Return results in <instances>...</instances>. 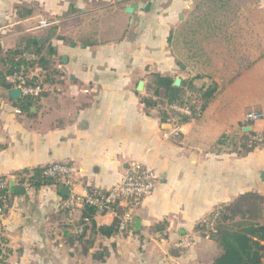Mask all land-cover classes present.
<instances>
[{
    "label": "crops",
    "instance_id": "1",
    "mask_svg": "<svg viewBox=\"0 0 264 264\" xmlns=\"http://www.w3.org/2000/svg\"><path fill=\"white\" fill-rule=\"evenodd\" d=\"M32 37L53 48L58 74L29 106L0 85V178L25 187L0 220L6 264H212L220 247L198 224L241 194L264 197V148L237 142L264 130V0H0V70L3 52ZM152 73L179 77L186 94L215 90L197 118L162 120L141 100ZM222 136L232 143L218 145ZM54 162L72 167L77 193L107 190L130 162L154 170L156 185L127 231L71 241L82 207L69 215L56 185L19 182ZM114 218L93 216L96 227Z\"/></svg>",
    "mask_w": 264,
    "mask_h": 264
},
{
    "label": "trees",
    "instance_id": "2",
    "mask_svg": "<svg viewBox=\"0 0 264 264\" xmlns=\"http://www.w3.org/2000/svg\"><path fill=\"white\" fill-rule=\"evenodd\" d=\"M53 53V48L44 49L43 44H40L38 38L32 37L25 40L24 43L15 48L7 49L3 52L1 58L2 69L0 70V85L6 89L13 87L9 80L14 74L28 75L35 67H41L45 73L40 76L27 77L28 84H40L44 82H53V75L58 72L51 67L49 56ZM33 56L34 58H28ZM152 94L142 97V102L146 109L159 107V113L162 120L170 115L176 117L177 121L182 123L191 118L200 116L207 102L213 96L215 85L210 84L207 87L193 89L192 92L186 94L183 89L184 82L179 86L173 85V77L162 76L159 73H152ZM163 90V95L159 91ZM197 94V95H196ZM31 96H21L17 101L22 105H31ZM187 107L190 114L179 112L172 106ZM252 132L243 133L237 139L245 150H251L254 146L248 145V139ZM228 142L232 143L231 137L222 136L217 141L218 145H223ZM235 143V142H234ZM235 145V144H234ZM43 167H35L30 170L25 169L22 173L24 177L20 179V184H26L28 187L37 189L44 185H56L58 188L63 187L59 182V178L55 176H45ZM0 180H5L0 178ZM93 190L94 188H87ZM11 193L7 188L0 189V206L4 200L10 207ZM66 195L62 196V201ZM63 205V203H62ZM63 211L69 214V210L63 206ZM95 209L92 206H82V215L77 225L83 223V218L88 217L89 222L83 226L79 234L73 233L71 241H80L87 230H97L99 233L110 236L118 232V219L115 217L111 225L97 226L93 220ZM208 222L212 223L211 227H207ZM198 231L202 235L214 240L220 247L221 252L213 260L212 264H262L264 258V197L255 192H246L239 195L228 204H223L216 207L208 216H206L197 226ZM6 239L0 237V264H6V258L11 253V250L6 247ZM3 245V246H2ZM106 253L103 251L94 254L95 259L103 261Z\"/></svg>",
    "mask_w": 264,
    "mask_h": 264
},
{
    "label": "built area",
    "instance_id": "3",
    "mask_svg": "<svg viewBox=\"0 0 264 264\" xmlns=\"http://www.w3.org/2000/svg\"><path fill=\"white\" fill-rule=\"evenodd\" d=\"M48 26L46 21H40L38 27L45 28ZM28 58H34L33 56ZM42 72V68L37 66L28 73V75L14 74L10 77L13 87L20 89V96L37 97L43 90L40 84H28L27 77L37 76ZM175 110L181 111L185 114H190L187 107L173 106ZM259 118L258 114H250L248 120L255 121ZM248 145L264 148V130L255 131L250 134ZM72 167L66 163H50L47 164L43 174L45 176L58 177L63 186L70 189L66 198L63 200V206L69 210V215L77 207L89 205L94 207L95 214L110 213L118 219V231H127L132 224V211L136 208L142 199L148 196L156 185V173L151 168L142 166L136 162H130L121 179L108 188L107 190H88L87 188L82 193H77L73 190L74 183L71 179ZM6 180H0V189L7 188ZM9 209V205L4 200L0 206V220ZM83 223L76 225L74 233L79 234L83 226L89 222V218H83ZM206 226H212L208 222ZM188 243L183 244L186 246Z\"/></svg>",
    "mask_w": 264,
    "mask_h": 264
},
{
    "label": "water",
    "instance_id": "4",
    "mask_svg": "<svg viewBox=\"0 0 264 264\" xmlns=\"http://www.w3.org/2000/svg\"><path fill=\"white\" fill-rule=\"evenodd\" d=\"M135 7H136L135 4H132L130 6H127L125 8V11L128 12V13H131L134 10ZM180 81H181V79L179 77H175L174 80H173V85L174 86H178L180 84ZM142 86H143V81L140 80L138 82V90H142ZM9 96L11 98H14V99L19 98L20 97V89L18 87L11 88L9 90ZM250 129L251 128L248 127V126L247 127H243V131H250ZM7 189H8L9 193H14V194H22V193L25 192V187L16 184L14 178H10L8 180ZM60 193L64 194V195H67L68 194V188L67 187L60 188ZM134 223H135V225H137L139 223L138 219H134Z\"/></svg>",
    "mask_w": 264,
    "mask_h": 264
},
{
    "label": "rangeland",
    "instance_id": "5",
    "mask_svg": "<svg viewBox=\"0 0 264 264\" xmlns=\"http://www.w3.org/2000/svg\"><path fill=\"white\" fill-rule=\"evenodd\" d=\"M185 37L187 38V40H186V44H188V46H186V44L184 43V47L188 48V47L190 46V34H189V32L186 33V34H185V32H184V34H183V40L185 39ZM176 40H177V42H178V40H180V38H178V36L175 37V34L172 33V46H173L174 48L176 47ZM184 42H185V40H184ZM187 52L190 53V49H189ZM262 264H264V261H262Z\"/></svg>",
    "mask_w": 264,
    "mask_h": 264
}]
</instances>
